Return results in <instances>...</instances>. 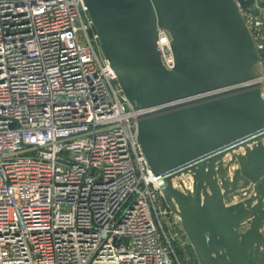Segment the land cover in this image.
<instances>
[{"label":"built area","instance_id":"1","mask_svg":"<svg viewBox=\"0 0 264 264\" xmlns=\"http://www.w3.org/2000/svg\"><path fill=\"white\" fill-rule=\"evenodd\" d=\"M244 19L264 42V0ZM158 47L171 67L161 31ZM144 112L126 101L82 0H0V264H191L160 191L167 175L137 142Z\"/></svg>","mask_w":264,"mask_h":264},{"label":"water","instance_id":"2","mask_svg":"<svg viewBox=\"0 0 264 264\" xmlns=\"http://www.w3.org/2000/svg\"><path fill=\"white\" fill-rule=\"evenodd\" d=\"M237 2L82 0L192 264H264V134L236 145L264 131V42Z\"/></svg>","mask_w":264,"mask_h":264},{"label":"rangeland","instance_id":"3","mask_svg":"<svg viewBox=\"0 0 264 264\" xmlns=\"http://www.w3.org/2000/svg\"><path fill=\"white\" fill-rule=\"evenodd\" d=\"M167 229H168V227H167ZM168 230H170L169 231V237L171 239L172 246L174 247L175 251L177 252L179 258L182 260L183 259L182 253H181V251L179 249L180 240H179L178 237H176V238L172 237L174 232L170 228Z\"/></svg>","mask_w":264,"mask_h":264},{"label":"flooded vegetation","instance_id":"4","mask_svg":"<svg viewBox=\"0 0 264 264\" xmlns=\"http://www.w3.org/2000/svg\"><path fill=\"white\" fill-rule=\"evenodd\" d=\"M263 232H264V227H263ZM185 253H186V251H185ZM189 259V263H191L192 264V260L190 259V258H188Z\"/></svg>","mask_w":264,"mask_h":264}]
</instances>
